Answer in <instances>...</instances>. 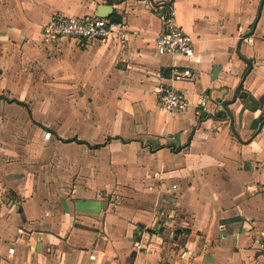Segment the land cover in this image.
I'll return each instance as SVG.
<instances>
[{
  "label": "crops",
  "instance_id": "0c3cea01",
  "mask_svg": "<svg viewBox=\"0 0 264 264\" xmlns=\"http://www.w3.org/2000/svg\"><path fill=\"white\" fill-rule=\"evenodd\" d=\"M105 3L123 37H41L52 17ZM169 7L191 58L155 51ZM172 66L193 75L170 78ZM25 79L61 97L59 114L29 107L48 136L29 154L59 165L20 176L14 145L3 176L0 153V187L20 198L3 204L0 264H264V0H0V110L27 106L4 96L32 93ZM162 82L184 111L161 109Z\"/></svg>",
  "mask_w": 264,
  "mask_h": 264
},
{
  "label": "built area",
  "instance_id": "2783aa9c",
  "mask_svg": "<svg viewBox=\"0 0 264 264\" xmlns=\"http://www.w3.org/2000/svg\"><path fill=\"white\" fill-rule=\"evenodd\" d=\"M161 30L154 39L155 51L158 55L181 56L191 58L194 55L192 37L177 24L174 11L171 7L158 13ZM118 32L124 36L120 22L112 21L105 16H77L57 15L52 17L41 27L43 39L57 40L60 38H73L80 40H105L112 33ZM193 75L189 66L179 68L171 67L170 78L185 79ZM159 81H161L159 79ZM159 106L165 113L182 112L188 106L185 93L171 84L160 83L156 90ZM8 254L13 255L15 248L8 247Z\"/></svg>",
  "mask_w": 264,
  "mask_h": 264
},
{
  "label": "rangeland",
  "instance_id": "374dc122",
  "mask_svg": "<svg viewBox=\"0 0 264 264\" xmlns=\"http://www.w3.org/2000/svg\"><path fill=\"white\" fill-rule=\"evenodd\" d=\"M26 83L31 82V87L36 86V89L32 90V93H29L27 91V86L24 85L22 90L23 93L21 95H14L10 92H7L4 94L6 96L5 102H10V100H13L14 98L18 100V96L20 98H24L23 102L25 101L27 103L26 107H20L15 105V110H0V153L3 155L1 159V163L3 162V176H6L7 174H10V158L9 150L12 148V146L15 145V172H20V176L22 175V172H26L28 168H43L44 166L50 167L52 164H55V166L59 165L58 162H52L51 158H43L42 155L34 156L33 153L30 155V143L33 138L39 139V136L42 135L44 138L47 136V129L46 128H39V126H36L31 122L30 119V109L35 108V112H44L43 107L45 104L51 103L54 110L52 113L50 112V115L52 114H59V105L61 102V97L58 94H46L44 91V86H47L46 80L43 79H33V80H24ZM32 89V88H31ZM26 91V92H24ZM47 113V112H46ZM48 114V113H47ZM37 118H40V116H37ZM58 120V119H57ZM70 119L69 121H71ZM74 121V120H73ZM13 138L15 139V144L12 143ZM4 139V140H3ZM36 146L40 147L42 145H46V143L37 144ZM30 155V156H29ZM55 159V157L53 158ZM49 160V161H48ZM4 183V180H3ZM20 201V198L17 197L16 193L11 191V189L6 185V183L3 184L2 187H0V216L3 217L2 214H4L3 207L4 205H7L5 208H10L12 206V203L17 204V202ZM4 204V205H3Z\"/></svg>",
  "mask_w": 264,
  "mask_h": 264
},
{
  "label": "water",
  "instance_id": "95a60500",
  "mask_svg": "<svg viewBox=\"0 0 264 264\" xmlns=\"http://www.w3.org/2000/svg\"><path fill=\"white\" fill-rule=\"evenodd\" d=\"M98 12H97V16H102V17H105V16H109L111 11H112V8H111V5L109 4H100L99 7H98ZM219 67L218 65H214L213 68H212V75H211V78L214 79L216 74H217V71L219 70ZM242 81L238 84V86L235 88L234 90V94L232 96V98L230 100H225L223 103H222V107L224 109H226V106L228 103L230 102H233L235 100V97H236V92L238 91V89L240 88V85H241ZM227 110V109H226ZM228 112V111H227ZM229 114V113H228ZM264 121V120H263ZM263 121L261 122L260 126L262 125Z\"/></svg>",
  "mask_w": 264,
  "mask_h": 264
},
{
  "label": "trees",
  "instance_id": "16d2710c",
  "mask_svg": "<svg viewBox=\"0 0 264 264\" xmlns=\"http://www.w3.org/2000/svg\"><path fill=\"white\" fill-rule=\"evenodd\" d=\"M109 18L112 20V21H115V22H120V16H118L115 12H113ZM12 102H16L18 104H22V102H19L18 100L16 99H13V100H10ZM214 118H217V119H223L225 117V113L223 114V112L219 111L217 113H215L213 115ZM60 140H62L63 142H68V141H73V140H76L75 137L73 138H68V139H62V138H59ZM110 139V138H107V140Z\"/></svg>",
  "mask_w": 264,
  "mask_h": 264
}]
</instances>
